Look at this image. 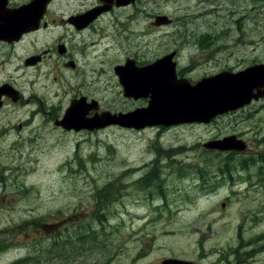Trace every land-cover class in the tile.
<instances>
[{
	"label": "rangeland",
	"instance_id": "1",
	"mask_svg": "<svg viewBox=\"0 0 264 264\" xmlns=\"http://www.w3.org/2000/svg\"><path fill=\"white\" fill-rule=\"evenodd\" d=\"M151 5L183 23L153 25V57L179 41V30H193L179 65L195 66L190 78L264 64V0ZM131 29L126 42L108 28L105 44L142 46L144 28ZM102 66L84 82L105 106L131 105L111 66ZM57 89L46 96L49 111L0 113L15 122L0 129V264H264V96L210 123L77 132L53 124L61 114L50 108L61 98ZM231 135L244 146L208 145ZM148 173L155 178L147 185ZM59 248L70 253L66 260H55Z\"/></svg>",
	"mask_w": 264,
	"mask_h": 264
},
{
	"label": "flooded vegetation",
	"instance_id": "2",
	"mask_svg": "<svg viewBox=\"0 0 264 264\" xmlns=\"http://www.w3.org/2000/svg\"><path fill=\"white\" fill-rule=\"evenodd\" d=\"M160 16H165V20L157 18ZM179 22V19L169 17L163 9H152L151 0H0V113L15 108L27 111L35 105L37 108H31V111L35 110L36 114L45 109L44 104L48 102L46 96L56 84L58 89L54 95H61V98L56 106L50 108L58 107L61 114L53 118V124L61 131H71L74 129H66L58 124L72 102L81 103L80 110L83 112L84 109L82 114L86 118L98 117L104 112L128 113L146 107L150 101V91L143 96H127L120 82L121 77L131 79L133 72L151 67L154 61L163 57L165 73L168 76L172 72L174 80L185 79L195 84L216 74L193 79L188 76V72L195 67L193 64L179 66L184 61L182 50L193 45V30L186 27L183 28L185 33L179 30L180 39L175 41V45L171 44L170 50L152 56L149 41L153 25L166 30L169 27L181 28L183 23L179 25ZM133 25L144 28L142 46L132 47L117 42L105 44L108 28L113 30L116 39L122 38L128 42L134 32L131 29ZM104 64L112 65L111 72L120 87L123 102H131V105L121 104V109H115L110 101V106H105L95 96L97 87L87 86L85 79H82L102 74ZM95 65L100 66L95 68ZM227 69L231 68L221 71ZM65 85L67 88H64ZM235 111L217 115L208 122ZM34 116L24 124H29ZM6 119H11V115H7ZM14 126L13 121L0 120V129H13ZM238 140L233 138L234 143Z\"/></svg>",
	"mask_w": 264,
	"mask_h": 264
},
{
	"label": "water",
	"instance_id": "3",
	"mask_svg": "<svg viewBox=\"0 0 264 264\" xmlns=\"http://www.w3.org/2000/svg\"><path fill=\"white\" fill-rule=\"evenodd\" d=\"M163 61L164 58L159 59L152 63L151 67H143L133 72L134 77L131 79L121 77L120 82L127 96H143L150 90L151 100L147 107L120 114L104 112L101 115L103 123L93 124V118H83V114L78 116L75 113L78 105L80 106V103L76 101L72 102L65 111L59 124L68 129L77 130L82 127L92 129L112 123L143 127L145 125L208 121L216 114L236 109L264 94V64L250 66L237 72L222 71L191 85L184 79L178 82L173 81L172 72L169 77L164 78L160 70ZM230 139L227 137L208 145L220 149L230 148L226 146L230 144ZM190 263V261L177 258H165L161 261V264Z\"/></svg>",
	"mask_w": 264,
	"mask_h": 264
},
{
	"label": "trees",
	"instance_id": "4",
	"mask_svg": "<svg viewBox=\"0 0 264 264\" xmlns=\"http://www.w3.org/2000/svg\"><path fill=\"white\" fill-rule=\"evenodd\" d=\"M154 172V171H153ZM152 173V172H151ZM151 178H155V173L154 174H152L151 176H150V173H148L147 175H145V177H144V182L145 183H147V185L151 182V181H153V180H150ZM105 192H106V194L105 195H103V196H101L103 199H108V196H106L107 195V192H108V189L107 190H105ZM99 218H103L102 217V214H100V216H99ZM56 245V244H55ZM70 253H68V251L67 250H64V249H58V250H54L53 251V255H54V258H55V260H66L67 259V257H68V255H69Z\"/></svg>",
	"mask_w": 264,
	"mask_h": 264
}]
</instances>
